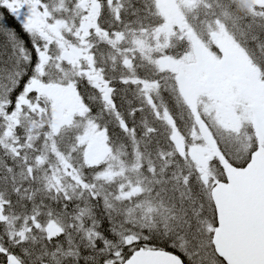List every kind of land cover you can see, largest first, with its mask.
Listing matches in <instances>:
<instances>
[{"label": "snow or ice", "instance_id": "obj_1", "mask_svg": "<svg viewBox=\"0 0 264 264\" xmlns=\"http://www.w3.org/2000/svg\"><path fill=\"white\" fill-rule=\"evenodd\" d=\"M0 264H264V0H0Z\"/></svg>", "mask_w": 264, "mask_h": 264}]
</instances>
